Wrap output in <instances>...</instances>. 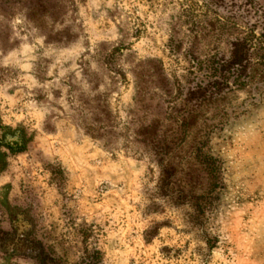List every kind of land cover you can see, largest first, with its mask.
<instances>
[{
    "label": "rangeland",
    "instance_id": "obj_1",
    "mask_svg": "<svg viewBox=\"0 0 264 264\" xmlns=\"http://www.w3.org/2000/svg\"><path fill=\"white\" fill-rule=\"evenodd\" d=\"M241 38L245 85L210 92V61ZM12 227L64 264H264V0L0 6ZM0 264L37 263L0 248Z\"/></svg>",
    "mask_w": 264,
    "mask_h": 264
},
{
    "label": "trees",
    "instance_id": "obj_2",
    "mask_svg": "<svg viewBox=\"0 0 264 264\" xmlns=\"http://www.w3.org/2000/svg\"><path fill=\"white\" fill-rule=\"evenodd\" d=\"M19 0H0V6ZM231 52L228 58H213L209 68L213 78L205 85L212 93L218 92L229 85L230 79L238 86L245 85L242 77L246 76L245 69L248 65V51L251 45L246 38L236 39L231 43ZM202 88V87H200ZM2 146L10 153H20L25 150L26 140L18 138L13 140H2ZM197 159L203 166L208 179L212 184L216 182L217 167L216 160L208 153L198 150ZM0 248L7 253L34 259L37 264H64L60 257L46 251L42 243L34 238H27L17 228L0 229ZM83 264V263H80ZM84 264H94L88 260Z\"/></svg>",
    "mask_w": 264,
    "mask_h": 264
}]
</instances>
